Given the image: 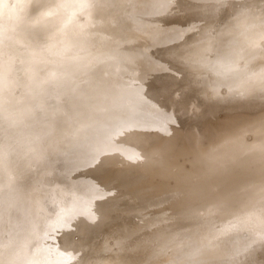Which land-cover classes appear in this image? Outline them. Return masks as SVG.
Returning <instances> with one entry per match:
<instances>
[{
    "label": "rangeland",
    "instance_id": "374dc122",
    "mask_svg": "<svg viewBox=\"0 0 264 264\" xmlns=\"http://www.w3.org/2000/svg\"><path fill=\"white\" fill-rule=\"evenodd\" d=\"M30 1L32 0H0V106H1L0 117H2V119L0 120V254H1L0 264H5V262H7L8 259H10V257H13V255L11 254L8 255L7 253L6 254L4 253V251L7 248L6 245H8L9 242L11 243L12 241L11 239L10 241L7 240L5 236L8 237L12 229V226L14 224V221H16L19 217V215L16 214L17 212L13 210V206H15L16 204H20V202L21 204L25 203L26 206L29 207V211L26 210L25 212L26 216H24V220L22 219L23 223L25 222V224L28 225L25 226V224H23V226L25 229L28 227L33 230L35 229V231L32 233L38 235L37 237L36 236L34 237L35 238L34 241L35 244H38L40 246L39 251L35 254L33 258L30 259V263L51 264L49 262L51 261L52 264H56V263L61 264L60 262L61 260L57 262L53 261L57 259V258L53 259L54 256L56 257L55 254L57 252L55 253L51 251H55L56 246L54 245H56V243L57 244L59 242L62 243L61 238L64 236V232L66 230L64 226L67 227V219L73 212L75 213L76 204L78 202L79 203L81 202L80 199L81 200L83 199V192L81 193L78 190L77 185L75 186L76 181L72 180L74 179L72 178L73 176L78 177L79 176L78 174H80V176H84L83 173L87 171L85 176L91 173L92 174L97 173L98 175L99 173V175L101 174L102 178L105 176L104 177L105 179L107 175L110 174L107 177L106 181L109 180V178H111V175L113 176L117 174L128 177L133 172L131 176L135 177L136 175L138 176L142 174V172L146 173V169H147L146 165H148L150 162L148 166L151 165L150 167L152 169L150 168L149 170H147V172L150 173V177H154L155 176V171H153L154 164L163 163L165 160L166 161L164 162V164L168 163L167 168L172 169V171L177 169L179 164H181L179 166L181 169L184 168L185 166H189L190 168L189 160L191 161L193 157L192 158L188 157L185 159V157H187L185 152H184L185 156L178 154L182 152L181 148L182 147L184 148V146L188 143L187 141L188 139H190L189 135H193L195 133L196 134L193 135V137H197L196 135H199L198 138H195V142H197L199 139L200 144L202 143L201 144L202 148L201 146H199L198 142L195 145L199 146L196 147L200 148L201 150L203 148L204 150L208 149V146L212 144V142H208V141H213V143L219 141V145L217 143L215 145L212 144V146L214 147H217V145L219 147H221L222 145L225 146L221 141V139L223 138H224L223 139L224 143L225 144L228 143L229 145V147L228 145L225 146L228 147L227 150L231 148L233 144H235L233 140L236 141V143L237 142L240 143L244 141L247 142V143L244 142V144L241 143L242 145L240 146L238 144H235V146L237 145L236 147L239 146V148L242 150L239 151L240 153L243 152L246 149V147H248L249 149H253L254 147L260 149L264 147V139H263L264 138V134H263L264 133V128H263L264 127V117H263L264 90L261 89L259 90L260 95L258 97L260 99V102L259 99L256 100L258 107L256 106L255 103L256 108L258 110L260 109L259 115L253 117L249 121H247L246 119L244 121V118L240 117L243 116L242 114H244L243 109L238 108L232 112H228L220 108L221 106H219L220 102L218 100L215 99L210 100L211 99V97L209 96L210 90L208 87H205L204 88L205 90L201 89L202 91L198 92L197 91L199 88L198 85L193 86L181 82L180 75L173 76L169 71L170 70L169 67L166 65L167 61L172 59L171 57H169L170 59L166 61L165 58L167 57L166 55L167 47H168L167 39L169 35H174L173 33H175V35L176 34L182 35L183 33L186 32L185 29L187 28L190 29V27L194 26L191 24L195 23L196 20L197 21L199 19L208 20V16H211L213 12H216L217 10H218L217 12H219L221 8L222 10H224V8L230 5L231 2L234 3V0H229V1L228 0H51V3L49 2L50 0H40V1L33 0L35 1V3L33 1H32L33 3H31ZM248 2L249 0H240V4L249 6L250 8L248 14L244 16H247V18L250 17L251 20H255L257 22L259 21L260 25H262L264 23L263 11H261L260 9L258 10L255 9L256 13L254 15H249V13L254 12L252 9L258 6H259L258 8L262 7V9L264 10V0L256 1L257 3L256 2L251 3V1L250 3ZM54 3L57 6L55 5L52 6ZM12 4L17 6L20 5V8L22 7L21 14L23 15L24 18L27 19L33 18V16L35 15L39 17L40 15L38 16L37 14V12L39 11L41 15L43 14L45 17L48 18L51 16V10H53L56 16L53 17L52 19L45 21L44 23H41V25L45 24L43 28H41V25L40 27H38L39 25L37 24L32 25L31 21L30 23L28 22L27 24L26 22H21V21L17 22L15 21L16 18L14 19V17L15 16L17 17V15L11 14L12 15L11 16L9 14L10 12H8ZM37 6L39 8H42L43 11L41 12V10ZM59 6H62V8L60 7L59 9L58 8ZM45 8H47L50 11L46 10ZM186 11H189L191 13L193 11H199L200 14L194 16L193 17L195 19L194 22L192 20V23H190L191 20H189L190 22L187 20L191 18L188 17V15H186L187 14ZM236 15H237V19H236ZM238 17H240L239 20L240 19L242 20L241 14L233 13L230 20L235 18L233 19L235 20L234 22H238L239 21ZM224 18L226 19L227 17ZM13 20L17 23H15ZM63 21H67V22H63ZM197 23L199 25H203L201 23L204 22L200 23L198 21ZM220 23H222L221 19H219L217 24H215V26L210 28L209 30H212V32L216 31L217 29H219V26H221ZM51 24L56 26L53 27ZM91 24L93 25V27ZM13 26H16L20 30L18 29L17 31L16 27L13 29ZM50 29H53L56 32V35H58L59 37L52 40L49 34L50 32H48ZM4 31L6 33H4ZM10 31L11 32L13 31V34L12 35L10 34L8 36ZM20 32H22L23 37L33 38L31 39V43L30 40H28L29 49H27L28 46L27 48L23 47L24 41H23V37H19ZM258 42H260V44H262L263 42L264 44V40L261 41L259 40ZM104 45L107 48V50L106 48H104ZM27 50L29 52L31 51V54H29ZM212 51H209L207 53L213 55ZM31 55L34 56L33 59L31 58ZM12 67L18 68V70L14 71V68ZM10 68H12V70H10ZM235 69L239 71L238 66L236 68L234 67L233 71ZM235 71L234 74L237 77L238 71L236 72ZM63 73H65V75H63ZM235 75L232 77V80H234ZM15 77H18L17 83L18 84L20 83V85L18 84L14 85L16 83ZM11 78L15 79L13 80L14 82L11 81ZM33 82L36 83L33 85ZM28 83L30 85H28ZM27 85L32 87L31 89H33L35 85L36 87L35 89L31 90L30 87L27 88ZM169 85H174L173 89L175 88V90L173 91L166 90L165 87H168ZM224 87L225 86L222 87L223 89H221V91L224 94H226L225 93L226 89L228 90L229 87L227 88L226 86L225 89ZM196 94L199 95L201 99H199L198 98L199 96H197ZM177 99H179L178 101H181L180 103L182 104L183 107L186 108L187 106H189L188 107L189 111L183 115L181 113L182 112L181 105L173 106L174 102H176ZM83 107H88L89 109H91L92 114L90 116H85L82 112ZM164 107L166 108L164 109ZM153 109H155V111ZM39 110L40 112H38ZM29 111L31 113V116ZM235 112L237 114L238 113L240 114L237 115ZM157 113L158 114L160 113V115L165 120H171V118L175 119L176 123H174V125L177 128H180V131L182 130V132L179 133V135L177 133L175 135L174 130H171L169 127L158 126L157 125L158 117H156ZM105 115H108V117H106ZM197 116H201L202 120H196ZM238 116L240 118H238ZM112 117L115 119L114 121L111 120ZM33 119L36 121H34ZM145 120H149L150 122L145 124L143 123ZM31 121L33 123H31ZM239 122H241V125ZM42 123L45 125H43ZM124 123H127L128 126L126 125V127L129 128L135 126L148 128L152 130L154 133H159V136L162 137V140L159 137H154L153 139L150 140L146 139L141 141L139 138L131 136L127 140L128 143H126V141H121L119 142L120 145H118L119 143H116V141L120 138L119 136H117V133L121 131L120 130L121 124L125 125ZM236 123L237 124L239 123L238 125L240 127ZM256 123L257 126H255ZM23 124L26 126L28 125L29 127L31 125H34V127H32L34 129H31L29 127L28 129L21 128ZM114 125H118V126L120 125V127ZM109 126L111 129L109 128ZM214 126L219 127V129L221 128V130L219 132H218L219 129L217 128H216L217 130L216 129L214 130L213 129L215 128ZM224 127L229 130L231 129L230 132L232 135H229L228 133L230 132L229 131L227 132V130ZM237 127H239L240 129H238ZM117 128H119L118 131ZM234 128L236 129L234 130ZM242 128L245 130L246 133L243 132L244 130ZM36 129L38 130V133ZM237 129L239 131L242 129L241 133L243 134H241L240 132L237 133L238 131ZM232 131L234 132V134L235 133L236 134L234 135ZM42 132L46 133L47 136H43ZM75 132L78 133L79 135L78 134L74 135ZM225 133L230 137L226 136ZM40 136L41 137L43 136L42 139L40 138ZM66 136L67 137L70 136V137L67 138ZM78 136L79 139L82 138L81 141L77 139ZM231 136L233 139L231 138ZM241 136L242 139L240 138ZM17 137L21 138L20 141L22 142H19V138L16 140ZM184 137L185 139L187 138V140H185ZM225 137H227L226 140ZM235 137H237L238 140H236L237 138ZM38 138H40V141ZM134 138L136 141L134 140ZM219 138L220 140H218ZM23 139L26 140L24 141ZM68 139L70 140L68 141ZM131 140L134 141L132 142ZM168 140H170L172 144L168 143L169 142ZM227 140L229 141L232 140V141L231 143L229 141L226 143ZM26 141L27 143H25ZM163 141H165L166 144L163 143ZM220 141L222 143L221 146H220ZM248 142H252V144H249ZM256 142L258 143L257 146H255ZM260 142H262V144H259ZM69 143H71V145ZM62 144H64L65 146ZM164 144L165 147L168 144L170 145V147L167 146L165 148ZM203 144H205L206 148L203 146ZM99 145L100 147H98ZM180 145L182 146L180 147ZM243 145L246 147L244 148ZM175 146L177 148L176 152H174L176 148H173ZM212 146L210 147V149L212 148ZM251 146H253V148ZM60 147L63 148L61 149ZM113 147L114 149H119V152L122 151V153H119L117 157L113 156L105 160L104 157L113 151ZM178 147L180 149H178ZM233 148L229 149V151H232ZM151 149L153 153L155 152L154 154L152 153V151H150ZM137 150L140 151L139 153L137 152L136 155L135 152ZM141 150L143 151L141 152ZM146 150H148V153H150L147 154L148 156H150L148 158L147 155L145 156V154L147 153ZM13 151L20 152L19 155L20 159L24 161L25 166L22 168L23 170H21L20 172L16 171L17 165L14 160H16L15 157L18 156L14 157ZM58 151H60L61 154ZM130 152H134L135 154L134 158L136 161L133 160V162L135 161V163H133L134 165L132 164V159H129L131 155H132L131 158L133 157V153ZM143 152L146 153L143 154ZM171 152H173L174 155ZM38 153H41L39 155L42 156V158L40 156H37L38 158L36 159L32 157H31L32 159L29 158V155L34 156V154H38ZM127 153L128 155L130 154L129 157L128 155H126ZM140 153L141 156H138L140 155ZM159 153L162 156L158 155ZM59 154L61 155L60 157ZM121 154L124 155L122 156ZM142 155L145 157H143ZM64 156L66 160H63ZM136 156L139 158L141 157L142 159L140 158L139 160H137ZM153 156H155L156 158H154ZM177 156L178 157L183 156L184 158L182 159H184V161L187 160L185 162L183 161L184 167H182L183 162L180 163L175 162V161L179 162L178 159L180 161L182 160L180 158H177ZM162 157L164 159H162ZM150 158L151 160H149ZM166 158L170 160L169 161L170 163L172 162L174 163L170 164L169 162H167ZM173 159L175 161H173ZM127 160L128 161L130 160L129 166L131 165L130 166L131 169L130 167H128V165L126 166ZM59 161H62L60 162L62 166H60ZM142 161L144 162L143 164H141ZM63 162L66 164L63 165ZM118 162H120L121 164ZM139 162H141L140 163L141 165H139ZM146 162L147 164H145ZM222 162L224 161L222 160ZM67 163H69V166ZM122 163L123 165L124 164L125 165L123 166ZM219 163H221V161ZM58 165L60 169L59 168L56 169ZM85 165H87V167ZM97 165L99 166L97 167ZM168 165L172 167H169ZM65 166L66 168L70 167V169L66 170V168H63ZM139 166L141 167V169ZM109 167L112 168L113 171L110 170ZM99 168L101 169V171H99L100 170ZM180 168H178L179 170L177 169L175 172H171L170 170L171 175L172 174L176 175L177 171L182 172L183 170H181ZM45 169L48 170L46 171ZM71 169L74 172L76 170V172L75 173L73 172V174L70 175L69 172L71 173ZM57 170L60 171L58 172ZM126 170H128V172ZM80 171L81 173L83 172L82 175ZM136 171L139 172L137 173ZM148 173H146V178H148L149 176ZM65 177L66 179L69 178L68 179L69 182L67 183L69 186H67V184L65 183L67 182ZM86 177L89 176L87 175ZM70 178H72L71 181L72 182L74 181V183L70 182ZM105 179L102 180L105 181ZM31 180L34 183H30ZM18 182L20 183L21 187L27 186L26 191L24 193V197L26 198V200L24 199L23 196L21 201H18L16 198L14 199L12 198L13 195L17 194L15 192H17V189L19 187ZM64 185H66L67 187ZM121 189L123 192L121 191ZM119 190L121 191L119 193H124L126 191V188L125 186L122 187L120 186ZM77 195L80 198L77 197ZM10 200L12 201V203L8 205L7 202H9ZM27 200H29L30 202ZM80 208L82 209V207ZM199 224L200 223H196L192 227L193 229L191 228L192 229L191 231H189L190 230L189 229L188 231L184 232V234L187 233L188 237L191 236L189 239L192 240L190 241L188 237L186 238L188 242L185 239H182L183 241L182 240L180 241V238H178L172 240L173 241V242L171 241L172 243L170 241L169 242L162 241L163 242L162 243L160 240H158L159 242L156 241L155 243L151 244L150 245L151 247L154 246V249H152L153 247L151 248V250H154L153 252L151 251V255L152 254L155 255L156 253H158L159 255L156 254L154 256V259H153V255L152 256L150 255V258L148 257L149 260L147 259V261L153 260L152 262L150 261V263L152 264L154 262H155L154 264H158V263L159 264H178V263L192 264L193 256L189 257L188 252L191 253V251L193 252L195 250L193 248L199 247L198 249H196V251L197 253L205 254V255L203 254L202 256L203 258L205 257L204 260L206 264L208 263L224 264L225 260L219 257L220 252L218 250L216 251V249L214 248V246H216V244L214 243L215 242L214 239L216 238L229 239L230 237L231 238L233 237L235 240L234 241L235 244H238L237 246L240 245L239 241L237 240L241 238L243 241L242 244L245 245V246L242 245V248L246 250L250 249L251 253L248 259L250 258L252 259L251 261H248V259H246V261H248L250 264L251 263L255 264L256 263L255 260H256L259 261L261 264H264V262H262L264 261V256H263L264 250H262L264 249V244H263L264 242L262 243L263 245L261 244L260 246L257 243L253 245V243L248 242L247 239L248 237L253 236L254 237L253 240L255 242H257L258 240L259 242L261 238L258 237H261V235L260 236L257 235L258 234L256 233L257 228H260L261 226L262 228H264V225H260L258 227V225L250 224L249 229L250 227L253 228L254 226H256V228L255 227L253 228L255 229L254 233L247 230V228L246 229L244 228L242 231L240 230V232L238 231V233L236 234L234 232L231 234L229 230L228 231L221 230L220 232L217 231V234L219 235H217L218 237L217 236L215 237L214 234L216 235V231L214 232L212 231V229L214 228L213 225L206 224L204 222L203 225L202 223L200 225ZM41 226L42 228H39ZM206 227H208V229L210 228L209 229L210 231H208ZM202 228H205V231ZM195 229H198V231H194ZM207 231L209 237L207 235ZM210 233L212 235H210ZM248 233L249 235L247 237ZM220 234L222 235L220 236ZM110 235L106 243H108L107 244L108 246L110 245L109 247H114V249L113 248L110 249L112 250V252L117 253L118 255V252L119 254L121 253L120 250L122 249L120 248H122L121 247L122 243L120 244L119 241L117 245V242L119 240L118 236L117 237L115 235L113 236V234ZM197 235L203 237L200 238ZM228 235L230 236L228 237ZM193 236L195 238L198 237V239L195 240ZM206 238L208 240L209 239L211 240H209V242L207 243L208 240H206ZM224 239L222 242H227V240L225 239L224 241ZM138 240L139 238L135 241L132 240L133 242L131 241V244H128L129 245L128 248L135 249L137 247L136 245H138L139 247L140 240L139 241ZM177 240H179L180 243L182 244H180L179 242L177 243ZM184 240L186 242H184ZM134 242H135V247H133ZM166 243L168 244L166 245ZM169 243L171 246L169 245ZM186 243L187 244L189 243L190 245L188 246ZM206 243L208 246H206ZM173 244L174 247L175 246L177 247L178 245L177 249H175L176 247L175 248L173 247ZM115 245H117L118 248ZM131 245L133 246L131 247ZM47 246H49V248ZM168 247L170 249L172 248L174 251L172 249L169 250ZM205 247L206 248L208 247V249H206ZM167 248L169 252L167 251ZM162 250L164 251L162 252ZM199 250L201 252H199ZM158 251H160V253ZM177 251H179V253ZM181 251L182 253H180ZM176 253L178 254L176 255ZM260 253L263 255L261 256ZM183 254H187V255H183ZM119 256L121 257L122 255H118V256L115 255L114 257L110 256L112 257L113 260L110 259V257L108 258L111 260V263L114 264L115 263L127 264L130 260V257L128 258L126 256L127 257L126 258L123 255L122 256L123 258L122 257L120 258ZM185 256H187L188 258H186ZM255 256L256 257L258 256L259 259L258 258L256 259ZM183 257L185 260L182 259ZM214 257L216 260H214ZM219 258H221V260H219ZM188 259L191 260L192 263L191 261L189 262ZM235 261L236 260H231V262L230 261L227 262H229L228 264H234V263L236 264L237 262ZM7 263H10V261H8Z\"/></svg>",
    "mask_w": 264,
    "mask_h": 264
},
{
    "label": "bare ground",
    "instance_id": "6f19581e",
    "mask_svg": "<svg viewBox=\"0 0 264 264\" xmlns=\"http://www.w3.org/2000/svg\"><path fill=\"white\" fill-rule=\"evenodd\" d=\"M32 1H30V2L35 3V1H33V2ZM36 1H40V0H36ZM250 1H251V3H253V2L255 3L256 1H259V0H249L248 3H250ZM16 2H18V1H16ZM49 2L51 3V0ZM38 3H40V2H38ZM54 5L57 6L55 3L52 6H54ZM12 6H10L8 12H10L9 13L10 15L11 14L17 15V17L16 16L14 17V19L16 18L15 21L26 22V24L28 22L30 23V21H31L32 25L37 24V25H39L38 27H40L41 23H44L45 21L52 19L53 17L56 16L55 12L53 10H51V16L48 18L45 17L43 14L41 15L40 11H39V12H37L38 16L40 15L39 17H37L35 15V16H33V18L27 19V18H24L23 15L21 14V12H22L21 8L22 7L20 8V5L17 6V5L12 4ZM60 7L62 8V6H59L58 8L60 9ZM258 7L252 9L254 12H250L249 15H254L256 13L255 9H257V10L260 9L261 11L264 12L262 7H260V8H258ZM47 8H45V9L48 10ZM39 9L41 10V12L43 11L42 8H39ZM249 10H250L249 6H245V5L240 4V0L239 1L234 0V3L231 2L230 5H228L227 7L224 8V10H222V8H221L219 12H217L218 10L216 12H213L211 14V16H208V20L207 19H205V20L199 19L198 21L200 23L204 22V23H201L203 25H199L197 23L198 22L197 20L195 21V23H192V20H193V22L195 20L193 17L200 14L199 11H193L192 13L189 11H186V13H187L186 15H188V17L191 18V19H188L187 21L191 20V22L190 21L189 22L192 23L191 25H194V26L190 27V29H188V28L185 29L186 32L183 33L182 35H180V34L175 35V33H173L174 35H169V37L167 39V42H168V44H167L168 47H167V52H166L167 57L164 56L166 58V61L170 59L169 57L172 58L169 61H167L166 65L169 67V69H170L169 71L171 72V74L173 76H176V75L179 76L180 75V81L181 82L187 83V84H190L193 86L198 85L199 86V88L197 90L198 92H201L205 87H208L210 90V92H209V96L211 97L210 100H212V99L218 100L220 102V105H219V106H221L220 108H222L228 112H232L238 108L243 109L244 114H242V113L241 114L244 117L243 116H240V117L244 118V121H245V119L247 121H249L250 119L259 115V113H260V109L258 110L256 108V106L258 107L256 100L259 99L258 96L260 95V91H259L260 89L248 87L247 85L250 84L253 80L259 78L260 76H264V44H263V42H262V44H260V42H258L259 40L260 41L264 40V23L262 25H260L259 21L257 22L255 20H251L250 17L247 18V16H244V15L248 14ZM48 11H50V10H48ZM233 13L241 14L242 20L241 19H240L241 21L239 20L240 17H238V20H239L238 22H234L235 20H233V19H235V18L232 19L233 21L230 20ZM10 15H9V18H10ZM59 15H61V14H59ZM224 17H227V18L225 19ZM218 18L222 20V23H220L221 26H219V29L212 32V30H209V29L214 27L215 24H217V22L219 20ZM236 19H237V15H236ZM61 20H63V19H61ZM17 22H15V23H17ZM63 22H67V21H63ZM60 23H61V21H60ZM12 24H14V23H12ZM197 24H198V26H197ZM44 25H41V28H43ZM52 26L55 27L56 25L55 26L52 25ZM15 27L16 26H13V29ZM34 27H35V25H34ZM92 27H93V25H92ZM62 28H63V26H62ZM18 29L19 28H17L16 30L18 31ZM9 30H11V29H9ZM5 31H8V30H5ZM5 31H4V33H6ZM48 32H50L49 34H50V37L52 40L59 37L58 35H56V32L53 29H50ZM10 34L12 35L13 31L12 32L10 31L8 36ZM77 35H79V34H77ZM19 37H23L22 32L19 33ZM31 39H33V38L23 37V41H24L23 47L27 48V46H28L27 49H29V41L28 40H30V43H31ZM182 41H186V42L181 43ZM176 45H179V47H176ZM104 48H106L105 45H104ZM106 50H107V48H106ZM212 50H214V51H212ZM209 51H212L213 55L208 54L207 52H209ZM29 54H31V51L29 52ZM33 55H31L32 59L34 57ZM11 65H13V64H11ZM237 66L239 67V71L235 69L236 71H238V75L236 77V75L234 74L235 70L233 71V69H234V67L236 68ZM12 68H14V67H12ZM12 68H10V70H12ZM15 70L17 71L18 68H14V71ZM63 75H65V73H63ZM234 75H235L236 79L234 77V80H232V77ZM15 78H16V81H15L16 83L14 85L18 84L17 83L18 77H15ZM13 80H15V79L11 78L12 82H14ZM221 82L225 83L227 85V88L229 87L228 90L226 89V92H225L226 94H224L221 91V89H223L222 88L223 86H220ZM35 83L33 82V85ZM18 85H20V83ZM28 85H30V84L28 83ZM28 85H27V88L30 87ZM36 85L33 87V89H35ZM240 85H242V86H240ZM168 87H165V89L168 91L175 90V88L173 89L174 85H169ZM31 88L32 87H30V89ZM225 88H226V86L224 87V89ZM33 89H31V90H33ZM197 96H199V95H197ZM198 98L201 99L200 96ZM178 100L179 99H177V101L174 102L173 106L181 105V107H182L181 113L183 115L189 111V108H188L189 106H187L186 108L183 107L182 104L180 103L181 101H178ZM241 100H242V102H241ZM45 101H43V102H45ZM259 102H260V99H259ZM255 103H256V106H255ZM26 106H28V105H26ZM165 108L166 107H164V109ZM38 112H40V110ZM82 112L85 116H90L92 114V110L89 109L88 107H83ZM29 113H30V111H29ZM239 114L240 113H238L237 115H239ZM30 116H31V113H30ZM105 116L108 117V115H105ZM156 117H158V120H157L158 126L169 127L171 130H174L175 135H176V133L179 135V133L182 132V130L180 131V128H177L174 125V123H176L175 119L171 118V120H165L160 115V113L159 114L157 113ZM240 117L238 116V118H240ZM109 118H110V116H109ZM1 119H2V117H0V120ZM26 120H28V119H26ZM111 120L114 121L115 119L112 117ZM196 120H202L201 116H197ZM34 121H36V120H34ZM258 122H260V121H258ZM31 123H33V122L31 121ZM239 123L241 125V122H239ZM124 124H125V126L127 125V123H124ZM43 125H45V124H43ZM237 125H235V126H237ZM114 126H118V125H114ZM255 126H257V123L255 124ZM28 127H29L28 125L26 126L23 124V126L21 128L28 129ZM32 127H34V125H31L29 128L34 129ZM118 127H120V125ZM239 127H237V128L240 129ZM109 128H110V126H109ZM216 128L219 129V127H217V126L213 129L215 130ZM226 128H227V126H226ZM118 129L119 128H117V131H118ZM225 129H223V130H225ZM235 129L236 128H234V130ZM120 130H121V127H120ZM220 130H221V128L218 130V132ZM226 130H227V132L228 131L230 132L231 129L230 130L226 129ZM241 130L240 131L238 130L237 133L238 132L241 133L242 132ZM253 130H254V128H253ZM80 131H79V133H80ZM243 132H245V130ZM37 133H38V130H37ZM232 133L234 134L233 131H232ZM75 134L77 135L78 133L75 132L74 135ZM195 134H193V135H195ZM225 134H224V136H225ZM228 134L232 135L231 132ZM241 134H243V133H241ZM42 135L47 136L46 133H44V132H42ZM193 135H189L190 139H188V141H187L188 143L186 144L187 146L189 144V146L187 147L184 144L185 145L184 148L183 147L181 148L182 152H180V154L177 153L178 155H184V152H185V154L187 156V157H185V159L188 157H191V158L193 157L191 159V161L189 160L190 168H189V166L184 167V162L187 160L184 161V159H182V158H184L183 156L182 157L177 156V158H180L182 160L180 161L178 159L179 162H177V161H175L176 159L174 158L175 160L173 159V161H175L176 163H180V162L184 161L183 166H182L184 168L181 169L179 167L181 164H179L177 169L180 168L183 171L182 172L177 171L176 175L172 174L173 175L172 176L171 172H175L177 169H175L174 171H172V169H168L167 168L168 163L164 164V162L166 161L165 160L163 163L154 164V170L153 171H155V176H157V177H155V176L150 177V173L147 172V170H149L151 168L150 167L151 165L148 166L150 164V162H149V164L146 165V167H147L146 173L149 174V176L147 174L148 178H146V173H143V172H142V174L139 173L140 175H138V176L137 175L135 177L131 176L133 174L132 171H134V170L130 171V172H132L131 175L128 174L130 177L119 175V174L113 175V176L111 175V178H109V180H107V181H106V179L110 174L107 175L106 179L104 178L105 176L102 178L101 174L99 175V173L97 175V173L92 174L91 172H90L91 174H87L89 177H86L87 175L85 176V174L87 171H85V173L82 172L84 174V176H80V174H78L79 175V176L77 175L78 177L73 176L72 178H74V179L70 178V182H72L71 179L76 181L75 186L77 185L78 190L81 193L83 192V199L82 200L80 199V201H81L80 203L79 202L77 204L75 203L76 204L75 213L73 212L74 214L72 213L69 216V218L67 219V227L64 226V228H66V230L64 232V236L61 238L62 243L59 242L61 244H59V243L57 244L55 242L56 243V245H54V246H56L55 251H51V252H55V253L57 252L56 254L54 253L56 255V257L55 256L53 257V259H56V258L57 259L56 260L52 259V260L54 262L61 260L60 261L61 264H72V260L70 259V257H75L76 259L81 260V264H114V263H111L110 259H112V257H110V256L114 257L115 255L116 256H118V255L123 256L124 255L125 257L126 256L128 258L130 257L129 262L127 259V262H128L127 264H152V263H150L151 260L147 261V259L149 260V258H150L151 251L152 252L154 251V250H151L152 247H153L152 249H154V246H152V247L150 246L151 244L155 243L158 240H160L161 242L162 241H168V242L170 241L171 242L172 240L178 239V238H180V241L182 239H185L187 241L186 238L188 237V235H187V233H185L186 234L185 235L184 232L188 231L189 229H190L189 231H191L193 229L192 227L196 223H200V224L202 223V225H203V222H204L206 224L213 225L214 230L212 229V231L213 232L216 231V235L213 233L215 237L217 235H219V234H217V231L220 232L221 230L222 231L223 230H227V231L229 230V232L231 234L233 232L236 234V233H238V231L240 232V230L242 231L244 228L245 229L247 228V230L254 233L255 229H253V228L254 227L256 228V226H254L253 228L250 227V229H249L250 224L251 225L252 224L258 225V227L260 225H264V147H262V148L258 147L260 149H257V147L253 148V146H254L253 145V146H251L253 149H249L248 147L243 145L244 148L246 147V149H245L246 151L244 150L243 152L240 153L239 151H242V150L239 148V146L242 145L241 143L244 144L245 141L243 140L244 142H240V143L237 142L236 143V141L233 140V142H235V144H238L239 146L236 147L237 145L235 146V144H233L231 146V148H233V147H235V148H233L232 151H229V149H231V148H229L227 150V148L229 147L227 142L230 139L228 138L229 140H227L226 141L227 144H225L223 141V139H224L223 138L224 136H223L222 137L223 139H221V141L225 146L228 145V147H225L223 145H222L223 146L222 147L221 141H220L221 147H219L218 146L219 141L216 140L217 141L216 143L218 144L217 147L212 146V144H214V145L216 144L215 142L213 143V141H208V142H212V144L209 143L211 145L208 144L209 145L208 149H210L211 146H212V148L210 150H208V149L204 150V148L201 150L200 148H197V147L201 146V144H202V143L200 144L199 139L197 141L199 146L195 145L197 143V142H195V138H198L199 135H196L197 137H193ZM80 136H81V134H80ZM85 136H84V138H85ZM191 136H192V138H191ZM226 136H228V135L226 134ZM42 137L40 136L41 139H42ZM66 137H65V140H66ZM69 137H67V138H69ZM228 137H230V136H228ZM238 137H239V134H238ZM18 138L19 137H17L16 140ZM40 138H38L39 141H40ZM231 138H232V136H231ZM235 138H237V137H235ZM240 138L242 139V136ZM251 138H252V136H251ZM20 139L21 138H19V142H22V141H20ZM77 139H79V136L77 137ZM81 139H79V141H81ZM173 139H174V137H173ZM184 139H185V137H184ZM226 139H227V137H225V140ZM23 140L25 141L26 139H23ZM69 140L70 139H68V141ZM74 140H76V139H74ZM134 140H135V138H134ZM185 140H187V138ZM218 140H220V138ZM236 140H238V138ZM165 141H163V143H165ZM168 141H169L168 143L172 144V142H170V140H168ZM231 141H229V142L231 143ZM261 141H263V140H261ZM160 142H162V141H160ZM25 143H27V141ZM126 143H128V142L126 141ZM145 143H147V142H145ZM163 143H162V145H163ZM174 143H176V142H174ZM245 143H247V142H245ZM248 143L252 144V142H248ZM67 144H68V142H67ZM69 144L71 145V143H69ZM130 144H131V142H130ZM165 144H164V147H165ZM257 144L258 143L256 142L255 146H257ZM259 144H262V142H260ZM62 145H64V144H62ZM118 145H120V143ZM182 145H180V147ZM68 146H66V147H68ZM167 146L170 147L169 144L166 145V147ZM203 146L205 147V144H203ZM66 147H65V149H66ZM98 147H100V145ZM60 148L62 149L63 147H60ZM173 148H176V146ZM201 148H202V146H201ZM61 149H60V151H61ZM65 149H63V150H65ZM69 149H71V148H69ZM113 149H114V147H113ZM178 149H180V148L178 147ZM187 149H188V151H187ZM161 150H162V148H161ZM176 150H177V148L175 149V151L174 150L173 151L176 152ZM17 151L16 152L13 151V154H14L13 156L14 157L18 156V157H15L16 160H14V161L17 165L16 171L20 172L21 170H23L22 168L25 165H24V161L20 159V156H19L20 152H17ZM60 151H58V152L60 153ZM139 151L137 150L135 152L136 155H137V152L139 153ZM142 151L143 150H141V152ZM146 151H147V153L143 152V154L146 153L145 156L147 154H150V153H148V150H146ZM150 151H152V149ZM119 153H122V151ZM130 153H133V157L131 158L132 164H133L136 161L134 158L135 154H134V152H130ZM152 153H153V151H152ZM171 153H173V152H171ZM192 153H193V155H192ZM39 154H41V153L34 154V156L29 155V158L32 157V158L36 159V158H38L37 156H40ZM60 154H59V157L61 156ZM69 154H70V152H69ZM126 155H128V153ZM129 155H128V157H129ZM158 155H160V153ZM173 155H174V153H173ZM138 156H141V153ZM145 156H143V157H145ZM160 156H162V155H160ZM165 156H164V158H165ZM40 157L42 158V156H40ZM148 157H150V156L147 155V158ZM153 157L156 158L155 156H153ZM43 158H45V157H43ZM64 158H65V156H64ZM64 158H63V160H66V158L65 159ZM136 158H137V156H136ZM164 158L162 157V159H164ZM166 159H167V162L170 161V160H168V158H166ZM105 160H107V159H105ZM133 160H135V161L133 162ZM149 160H151V158ZM222 160L225 163L222 162ZM127 161H126V166L128 165V167H130L131 166V165L129 166L130 160L128 161V164H127ZM220 161H221V163H219ZM42 162H43V159H42ZM60 162H62V161H59V163ZM120 162H118V163H120ZM147 162L145 164H147ZM140 163L141 162H139V165L143 164L144 162L142 161V163L141 164ZM155 163H157V162H155ZM172 163H174V162H172ZM172 163H170V164H172ZM176 163H175V165H176ZM64 164H66V163L63 162V165ZM67 164L69 166V163H67ZM55 165H57V164H55ZM117 165H119V164H117ZM122 165H123V163H122ZM144 165H143V167H144ZM60 166H62L61 163H60ZM85 166L87 167V165H85ZM126 166H125V168H126ZM169 167H172V166H169ZM47 168H48V166H47ZM58 168H59V165L57 166L56 169H58ZM63 168H66V166ZM112 168H113V166H112ZM112 168H110V170L113 171ZM121 168H122V166H121ZM209 168H216L219 170V174L217 176L212 177L210 180L205 178V173L207 172V170ZM67 169H70V167H67L66 170ZM130 169H131V167H130ZM136 169H137V167H136ZM140 169H141V167H140ZM128 170H126V171L128 172ZM170 170H171V172H170ZM99 171H101V169ZM73 172L74 171H72V169H71V173L69 172V174L71 175V174H73ZM75 172H76V170H75ZM122 172H124V171H122ZM169 172H170V175H169ZM80 173H81V171H80ZM82 173H81V175H82ZM120 173H121V171H120ZM66 174H68V173H66ZM125 175H127V174H125ZM65 179H66V177H65ZM68 179L69 178L66 179L67 182L64 181L66 184L69 182ZM102 179H105V181H103ZM74 181L72 183H74ZM30 183H34V182H32V180H31ZM18 184H19V187L17 189V192H15L17 194L13 195L12 198L13 199L16 198L18 201H21L22 196L24 197V193L26 191L27 186L21 187L19 182H18ZM209 184L213 185V188L211 190L209 189ZM216 185H219L220 187H216ZM64 186H66V185H64ZM67 186H69V185L67 184ZM120 186L121 187L125 186L126 191L124 193H119L122 191V189H121V191L119 190ZM81 196H82V194H81ZM77 197H79V196L77 195ZM24 199L26 200L25 197H24ZM27 201H29V200H27ZM220 202H223L224 207H218L217 206L218 203H220ZM10 203H12L11 200L9 202H7L8 205ZM80 207H82V209ZM119 208H121V209H119ZM13 210L15 212H17L16 214H18L19 217L16 221H14V224L12 226V229H11L8 237L5 236V238L7 240L10 241V239H11L12 241H11V243L7 242L8 245H6L7 248L4 251V253L5 254L7 253L8 255L9 254L13 255V257H10V259H8V261H10V263H7L8 262L7 261V262H5V264H31L30 259L33 258L35 256V254L40 249V246L38 244H35V241H34V239H35L34 237L35 236L37 237L38 234L32 233L35 231V229L33 230L29 227L25 229L23 226V224H25V222L23 223L22 219L24 220V216H26V214H25L26 210L29 211V207H27L25 203L21 204V202H20V204H16L15 206H13ZM109 218H110V221H109ZM27 223H29V222H27ZM27 225L25 224V226H27ZM39 228H42V226ZM206 228L208 229V227H206ZM202 229H204V231H205V228H202ZM209 229H208V231H210ZM194 231H198V229H195ZM208 231H207V235H208ZM227 231H225V232H227ZM244 231H243V233H244ZM198 233H200V232H198ZM246 233H247V231H246ZM249 233L247 234V237H248ZM256 233H258L257 234L258 236L261 235V237H258V238H261V240H259V242H258V240H257V242H255L253 240V238H254L253 236H250L247 239H248V242L253 243V245H255L257 243L260 246L264 242V228H262V226L260 228H257ZM256 233H255V235H256ZM110 234H113V236L115 235L116 237L118 236L119 240L117 242V245H118L119 241H120V244L122 243V246H121L122 248H120L122 250L119 249L121 253L119 254V252H118V255H117V253L112 252V250L110 249V248L114 249V247H109L110 245L108 246L107 245L108 243H106L107 239H109L108 237ZM210 235H212V234L210 233ZM221 235L222 234H220V236ZM250 235H252V234H250ZM229 236L230 235H228V237ZM235 236H237V235H235ZM110 237H111V235H110ZM190 237L191 236H189L188 239ZM198 237H200V236H198ZM198 237L197 238L194 237L195 240L198 239ZM201 237H203V236H201ZM208 237H209V235H208ZM2 238H1V240H2ZM138 238L140 240V243H139L140 246L138 247V245H136L137 247L135 249H132V248H131L132 250L129 249L128 244H131L132 240L135 241ZM111 239H112V237H111ZM223 239H220V238L214 239V241H215L214 243L216 244V246H214V248L216 249V251L218 250L220 252V255L218 254L219 257H221L225 261H230V262H231V260H236L235 261V262H237L236 264H250L248 262V261H251V259H252V258L248 259L249 255L251 253L250 249L246 250V249L242 248V245H244V244H242L243 241L241 238L239 240H237L240 243L239 246H237L238 244H235V242H234L235 240L233 237L232 238L230 237L229 239L225 238L227 240V242H222ZM225 239H224V241H225ZM247 239H244V240H247ZM185 240H184V242H186ZM190 240H192V239H189V241ZM206 240H208V239L206 238ZM209 240H211V239H209ZM209 240L207 241V243L209 242ZM180 241L177 240V243L178 242L180 243ZM110 242H111V240H110ZM177 243H174V244H177ZM207 243H206V246H208ZM167 244L168 243H166V245ZM174 244H173V247H174ZM180 244H182V243H180ZM212 244H213V242H212ZM212 244H211V246H212ZM117 245H115V246H117ZM169 245H170V243H169ZM187 245L189 246L190 244L188 243ZM192 245H193V243H192ZM248 245H246V246H248ZM132 246L133 245H131V247ZM179 246H181V245H179ZM194 246H195V244H194ZM47 247L49 248V246H47ZM133 247H135V242H134ZM155 247H156V244H155ZM163 247H164V245H163ZM177 247H178V245H177ZM177 247L175 249H177ZM117 248H118V246H117ZM168 248H167V251H168ZM183 248H181V249H183ZM198 248L199 247H195L193 249H195L194 251H196V249H198ZM1 249H2V247H1ZM171 249L169 248V250H171ZM186 249H187V247H186ZM206 249H208V247ZM252 249H254V248H252ZM52 250H54V249H52ZM188 250H190V249H188ZM262 250H264V249H262ZM163 251L164 250H162V252ZM184 251H186V250H184ZM194 251L193 252L191 251V253L188 252L189 257L193 256V263L191 260L188 259L189 262L191 261V263L194 264V261H195V264H206V262L204 260L205 257L203 258V256H202L204 253L201 254V253H197V251L196 252H194ZM158 252L160 253V251H158ZM177 252L179 253V251H177ZM199 252H201V251L199 250ZM213 252H214V250H213ZM259 252H261V251H259ZM178 253H176V255ZM180 253H182V251ZM109 254H110V256H109ZM156 254H158V253H156ZM255 254H256V252H255ZM155 255H153V259H154ZM183 255H187V254H183ZM260 255L262 256L263 254L260 253ZM108 257H110V259ZM185 257L188 258L187 256H185ZM163 258H164V256H163ZM173 258H174V256H173ZM221 258H219V260H221ZM257 258H258V256L256 257V259ZM182 259H184V257ZM246 259H248V261H246ZM155 260H156V258H155ZM166 260H167V258H166ZM214 260H216L215 257H214ZM224 260H222V261H224ZM49 262L52 264L51 261H49ZM171 262H173V261H171ZM255 262H256L255 264H261L259 261L255 260ZM262 262H264V261H262ZM56 264H58V263H56Z\"/></svg>",
    "mask_w": 264,
    "mask_h": 264
},
{
    "label": "snow or ice",
    "instance_id": "6c2138e0",
    "mask_svg": "<svg viewBox=\"0 0 264 264\" xmlns=\"http://www.w3.org/2000/svg\"><path fill=\"white\" fill-rule=\"evenodd\" d=\"M211 7V6H209ZM186 41H182L181 43H185ZM176 47H179V45H176ZM220 86H227L225 83L221 82ZM242 86V85H240ZM155 111V109H153ZM149 120H145L143 123L147 124L149 123ZM119 136V140L116 141V143H119L121 141H127L130 136L137 137L141 141L146 140V139H153L154 137H159L162 139V137L159 136V133H154L152 130L140 126H135V127H126L125 125H121V131L117 133ZM119 155V149H113V151L109 154H107L104 158L108 159L112 156H118ZM131 159V157L129 158ZM137 160L140 158L137 157ZM99 165H97L98 167ZM219 174V170L216 168H209L207 172L205 173V178L206 179H211L214 176H217ZM216 187H220L219 185H216ZM213 188L212 184H209V189L211 190ZM218 207H224L223 202L218 203ZM72 260V264H81V260L76 259L75 257H70ZM82 259V258H81ZM224 264H228L227 261L224 262Z\"/></svg>",
    "mask_w": 264,
    "mask_h": 264
},
{
    "label": "clouds",
    "instance_id": "9594fccd",
    "mask_svg": "<svg viewBox=\"0 0 264 264\" xmlns=\"http://www.w3.org/2000/svg\"><path fill=\"white\" fill-rule=\"evenodd\" d=\"M247 86L248 87H253V88H259L261 90H264V76H260L259 78L253 80Z\"/></svg>",
    "mask_w": 264,
    "mask_h": 264
}]
</instances>
